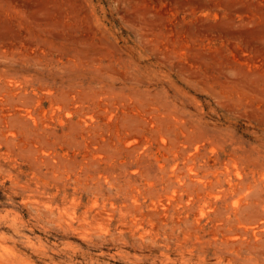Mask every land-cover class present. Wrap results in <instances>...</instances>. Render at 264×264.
Returning <instances> with one entry per match:
<instances>
[{
	"label": "rangeland",
	"instance_id": "1",
	"mask_svg": "<svg viewBox=\"0 0 264 264\" xmlns=\"http://www.w3.org/2000/svg\"><path fill=\"white\" fill-rule=\"evenodd\" d=\"M0 264H264V0H0Z\"/></svg>",
	"mask_w": 264,
	"mask_h": 264
},
{
	"label": "trees",
	"instance_id": "2",
	"mask_svg": "<svg viewBox=\"0 0 264 264\" xmlns=\"http://www.w3.org/2000/svg\"><path fill=\"white\" fill-rule=\"evenodd\" d=\"M1 198H2V193L0 192V200H2Z\"/></svg>",
	"mask_w": 264,
	"mask_h": 264
}]
</instances>
